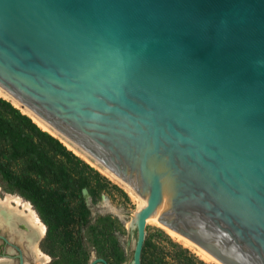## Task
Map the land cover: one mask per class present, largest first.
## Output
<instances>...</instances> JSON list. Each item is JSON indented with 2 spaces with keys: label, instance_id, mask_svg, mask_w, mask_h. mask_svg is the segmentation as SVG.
Instances as JSON below:
<instances>
[{
  "label": "water",
  "instance_id": "water-1",
  "mask_svg": "<svg viewBox=\"0 0 264 264\" xmlns=\"http://www.w3.org/2000/svg\"><path fill=\"white\" fill-rule=\"evenodd\" d=\"M0 85L141 196L131 264H264V0H0Z\"/></svg>",
  "mask_w": 264,
  "mask_h": 264
},
{
  "label": "rangeland",
  "instance_id": "rangeland-1",
  "mask_svg": "<svg viewBox=\"0 0 264 264\" xmlns=\"http://www.w3.org/2000/svg\"><path fill=\"white\" fill-rule=\"evenodd\" d=\"M83 160L106 178L85 171L88 186L82 187L79 193L84 202L86 217L67 219L61 223L52 219L48 226L35 205L1 179L0 195L8 192L18 194L33 205L46 225V233L39 239L41 248L50 256V261L46 264H88L92 257H102L108 264H131L136 231L130 226V221L137 208V198L120 181ZM71 203L78 208L75 199ZM15 220V228L18 230L7 228L6 224L0 225V257L7 258L6 261L0 260V264H19V251L15 246L21 250L24 261L35 264L27 246L31 235L28 233L30 228L23 217H16ZM144 241L146 259L173 260L178 256L177 245H180L204 264H216L201 258L191 248L149 222L145 224Z\"/></svg>",
  "mask_w": 264,
  "mask_h": 264
},
{
  "label": "trees",
  "instance_id": "trees-1",
  "mask_svg": "<svg viewBox=\"0 0 264 264\" xmlns=\"http://www.w3.org/2000/svg\"><path fill=\"white\" fill-rule=\"evenodd\" d=\"M85 171L106 179L58 137L0 96V179L28 198L48 226L52 219L61 223L86 217L79 193L88 186ZM145 246L144 241L141 264H204L180 245L173 260L146 259Z\"/></svg>",
  "mask_w": 264,
  "mask_h": 264
},
{
  "label": "bare ground",
  "instance_id": "bare-ground-1",
  "mask_svg": "<svg viewBox=\"0 0 264 264\" xmlns=\"http://www.w3.org/2000/svg\"><path fill=\"white\" fill-rule=\"evenodd\" d=\"M0 96L11 101L16 107L20 108L23 113L28 114L32 120H34L42 129L47 130L52 135L58 137L69 149H71L73 152L81 156L83 159L97 167L100 171H102L104 174L117 179L120 181L131 193H133L137 198V208L134 213L135 214L145 206V202L141 198V196L128 184L125 180L120 178L117 174H115L113 171H111L107 166H105L101 161H99L95 156H93L91 153H89L87 150L82 148L80 145L72 141L70 138H68L65 134H63L61 131H59L57 128L52 126L49 122H47L45 119H43L41 116H39L35 111H33L28 105H26L24 102H22L20 99H18L16 96H14L12 93H10L5 87L0 85ZM136 192V193H135ZM23 217L26 221L25 224L28 225L30 228V240L27 244L30 253L32 254L33 261L35 264H46L50 261V256L48 253H46L39 244V239L42 238L45 235L46 232V225L39 217L37 211L33 208V205L28 200L23 199L18 194H12V193H5L4 195H0V225L6 224L8 225L7 228H15V218L16 217ZM132 217V219L134 218ZM131 222V221H130ZM151 223L157 227H160L162 230H164L170 237L175 239L176 241L182 243L183 245L191 248L196 254H198L201 258L212 261L216 264H222L220 261H218L215 257L210 255L208 252L203 250L201 247L193 243L188 238L184 237L183 235L175 232L174 230L168 228L161 222L157 221L156 219L152 218L151 216L147 217L145 220L146 223ZM5 225V226H6ZM19 225V224H18ZM21 225V224H20ZM26 225V226H27ZM22 228V227H21ZM18 230V229H17ZM13 232H15L13 230ZM25 234V233H24ZM7 242L8 239L5 238ZM17 250L19 251V264H29L28 261H24L23 254L21 253V250L19 247L15 246ZM6 257H0V260H5ZM97 264V263H95ZM99 264V263H98Z\"/></svg>",
  "mask_w": 264,
  "mask_h": 264
}]
</instances>
